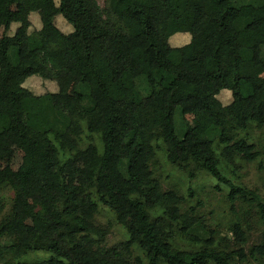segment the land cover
I'll return each instance as SVG.
<instances>
[{"label":"trees","instance_id":"1","mask_svg":"<svg viewBox=\"0 0 264 264\" xmlns=\"http://www.w3.org/2000/svg\"><path fill=\"white\" fill-rule=\"evenodd\" d=\"M29 1L0 0V138L29 148L0 167V264L263 263L264 196L234 178L243 163L264 173V0H41L36 26L13 9ZM14 68L53 90L18 98ZM87 154L73 209L63 171ZM160 159L212 182L165 187ZM28 216L45 229L30 235Z\"/></svg>","mask_w":264,"mask_h":264},{"label":"rangeland","instance_id":"2","mask_svg":"<svg viewBox=\"0 0 264 264\" xmlns=\"http://www.w3.org/2000/svg\"><path fill=\"white\" fill-rule=\"evenodd\" d=\"M41 4V5H40ZM100 6H102L103 2L99 1ZM42 1L41 0H30L26 6L15 5L13 7L14 10L25 14H30V19L33 21L34 26H36V16L35 14L41 10ZM249 12V8L243 9V14L247 15ZM63 32H68L71 30V27H61ZM2 33V26H0V38ZM28 81L27 88L25 87L26 82ZM25 82V76L23 75L22 71L19 68H14L10 71L9 79H8V88L15 92L18 98L27 97L29 92L28 90H53V86L47 85V87H43L42 83H38L35 80V77H29ZM256 85L258 87V92L256 96L252 99V104L255 107L258 115L262 121H264V69L262 73L256 78ZM64 97L70 104H75L74 98L70 95L68 91L64 93ZM224 100V98H222ZM226 101V100H224ZM74 106V105H73ZM199 118V119H198ZM197 116L188 115L185 117L190 128L195 131L202 129L205 126V121ZM177 117H175V124L178 128L177 124ZM202 122H201V121ZM177 133H181L179 128ZM258 135V132L256 136ZM42 144L46 146V140L44 138H40ZM263 142V141H262ZM261 142V143H262ZM264 143H262L263 145ZM260 149V147H259ZM29 148L26 143L18 139H10V138H0V167L5 165L11 166L14 170L18 168L21 162L28 157ZM263 158H264V151H263ZM93 161V155L87 154L80 156L77 161L69 166H67L63 173L66 180V201L71 208L76 207V200L80 199L83 193V188L85 184L84 180V172L88 168V166ZM158 170L162 176H167V178L163 179V183L165 187H172L176 185L178 188L184 190L189 185H192V188L195 189L197 185L202 183H211V179H207L206 176H198L195 180H189L188 177H181V174L178 173L174 168H172L169 164L164 163L162 159L159 160ZM237 170V177L234 178V181L241 182L242 185H246L249 188L255 189L259 191L262 196H264V173L258 172L256 170L255 164L247 165L243 163L241 167L236 168ZM191 181V182H189ZM38 193L37 186H29L27 189V195L30 202H34L36 200ZM213 203V202H211ZM104 223L107 221V218L102 220ZM251 222L253 220H250ZM213 224L217 222L213 220ZM27 230L30 235L34 236L41 233L45 229V225L37 218L32 216H28L26 220ZM114 232L109 239L113 242L121 239V234L119 229L114 227ZM259 237V232H253L250 236L251 240L257 243V238ZM89 248L85 245H77L73 248L72 254L73 255H80L84 253H88ZM47 257L41 253L39 254H31L27 259H42ZM26 259V260H27ZM250 264H259L257 262H250ZM261 264H264L261 263Z\"/></svg>","mask_w":264,"mask_h":264},{"label":"crops","instance_id":"3","mask_svg":"<svg viewBox=\"0 0 264 264\" xmlns=\"http://www.w3.org/2000/svg\"><path fill=\"white\" fill-rule=\"evenodd\" d=\"M41 5V4H40ZM179 40H181L182 42H187L188 41V37H186V36H183V37H178V38H176V40L174 39L173 40V43H176V44H178L180 41Z\"/></svg>","mask_w":264,"mask_h":264}]
</instances>
